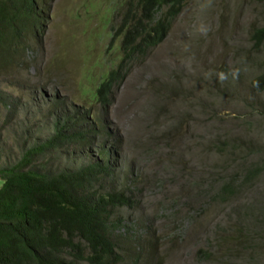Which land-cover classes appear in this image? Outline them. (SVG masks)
<instances>
[{
  "label": "rangeland",
  "instance_id": "374dc122",
  "mask_svg": "<svg viewBox=\"0 0 264 264\" xmlns=\"http://www.w3.org/2000/svg\"><path fill=\"white\" fill-rule=\"evenodd\" d=\"M128 1L55 0L43 37L0 68V170L62 115L71 133L95 118L105 133L92 142L117 154L105 186L135 199L116 212L133 253L122 264H264V91L252 87L264 0H188L165 39L131 58L119 35ZM113 70L103 105L97 89ZM95 153L65 145L33 168L75 170Z\"/></svg>",
  "mask_w": 264,
  "mask_h": 264
},
{
  "label": "trees",
  "instance_id": "16d2710c",
  "mask_svg": "<svg viewBox=\"0 0 264 264\" xmlns=\"http://www.w3.org/2000/svg\"><path fill=\"white\" fill-rule=\"evenodd\" d=\"M187 1L129 0L119 27L123 53L131 58L160 44ZM54 2L0 0V68L29 39L43 37ZM253 41L264 48V26L253 31ZM118 72L113 70L97 89L103 105L109 102ZM252 87L264 91V71L253 79ZM91 119L90 129L71 133L69 123L76 121L62 115L49 140L0 170V264H122L133 255L116 234L122 229L116 212L133 208L135 199L124 189L105 186L118 174L117 154L113 146L92 142L105 127ZM72 144L96 148V153L75 170L53 173L33 168L37 157Z\"/></svg>",
  "mask_w": 264,
  "mask_h": 264
}]
</instances>
